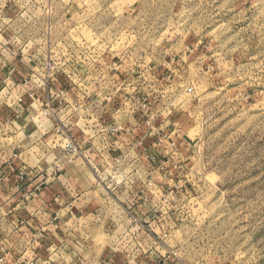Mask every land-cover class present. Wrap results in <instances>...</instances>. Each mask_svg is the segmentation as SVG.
I'll list each match as a JSON object with an SVG mask.
<instances>
[{
    "label": "rangeland",
    "instance_id": "1",
    "mask_svg": "<svg viewBox=\"0 0 264 264\" xmlns=\"http://www.w3.org/2000/svg\"><path fill=\"white\" fill-rule=\"evenodd\" d=\"M93 61L110 65L124 128L143 127L92 166L97 252L264 264V0H0L1 83L65 84Z\"/></svg>",
    "mask_w": 264,
    "mask_h": 264
},
{
    "label": "crops",
    "instance_id": "2",
    "mask_svg": "<svg viewBox=\"0 0 264 264\" xmlns=\"http://www.w3.org/2000/svg\"><path fill=\"white\" fill-rule=\"evenodd\" d=\"M94 63L87 78L78 72L65 84L19 85L11 76L0 82V150L14 151L0 162V264H123L129 257L122 250L97 252V210L91 204L98 177L92 166H110V152L128 148L143 127L134 126L138 133L124 128L135 121L110 97V65ZM60 123L92 160L65 154L58 143L65 137L55 133ZM115 123L122 129L113 135Z\"/></svg>",
    "mask_w": 264,
    "mask_h": 264
},
{
    "label": "built area",
    "instance_id": "3",
    "mask_svg": "<svg viewBox=\"0 0 264 264\" xmlns=\"http://www.w3.org/2000/svg\"><path fill=\"white\" fill-rule=\"evenodd\" d=\"M56 131L58 134H63L64 133V130L58 126L56 128ZM65 142H64V149H66L67 151L71 152L72 154H75V153H79V149H80V145L74 141L72 138H70L69 136H66L65 137Z\"/></svg>",
    "mask_w": 264,
    "mask_h": 264
}]
</instances>
